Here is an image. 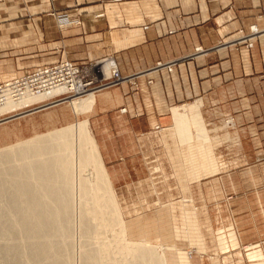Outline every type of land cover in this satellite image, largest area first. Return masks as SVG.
Masks as SVG:
<instances>
[{
	"label": "crops",
	"instance_id": "crops-1",
	"mask_svg": "<svg viewBox=\"0 0 264 264\" xmlns=\"http://www.w3.org/2000/svg\"><path fill=\"white\" fill-rule=\"evenodd\" d=\"M67 12H76L82 25L60 28L57 15ZM252 25L264 29V0H0V52L5 42L15 46L11 58L0 57V83L36 67L107 57L124 75L147 72L139 90L124 83L98 92L89 117L117 187L146 176L141 135L168 123L172 107L203 100L207 125L228 139L224 162L238 165L203 180L205 203L224 221L233 213L243 245L258 244L264 241V37L252 49L228 46ZM34 32L40 56L22 59L33 50ZM199 47L206 53L198 55ZM159 62L176 66L149 72ZM31 123L15 129L38 127Z\"/></svg>",
	"mask_w": 264,
	"mask_h": 264
},
{
	"label": "bare ground",
	"instance_id": "bare-ground-1",
	"mask_svg": "<svg viewBox=\"0 0 264 264\" xmlns=\"http://www.w3.org/2000/svg\"><path fill=\"white\" fill-rule=\"evenodd\" d=\"M103 67L109 76L108 63ZM96 92L72 96L70 111L76 116L89 114L96 105ZM56 94L7 100L0 111L23 112L29 106L46 104ZM201 108L199 101L183 112L172 110L180 142L193 140L192 129L198 139L208 140ZM89 168L93 180L85 177ZM0 182V264H72L77 211L80 264H169L168 256L158 254L156 247L126 241L112 181L88 119L0 149ZM252 252L251 264H263V255ZM180 257L184 264H191L187 254Z\"/></svg>",
	"mask_w": 264,
	"mask_h": 264
},
{
	"label": "rangeland",
	"instance_id": "rangeland-1",
	"mask_svg": "<svg viewBox=\"0 0 264 264\" xmlns=\"http://www.w3.org/2000/svg\"><path fill=\"white\" fill-rule=\"evenodd\" d=\"M71 13L76 14V12ZM33 34L29 37L30 41L28 42V44L31 43L33 50L24 56L21 55L24 57L22 59L35 60L40 56V53L34 50L39 44V36L35 32ZM16 44L18 47L25 45L23 43ZM3 45L6 46L0 52V57L8 59L15 55L11 50L15 47L14 45L8 46L7 42ZM16 53L23 54V52ZM90 62L95 61L90 60L88 63ZM27 69L21 68L17 71ZM192 87L195 88V85ZM95 94L97 95V92ZM71 98L72 96L58 106L39 109V112L32 115H23L0 123V149L25 142L36 135H44L53 130L68 127L85 119L89 120L94 110L86 115H74L69 107L73 102ZM199 101L202 102L201 112L208 140L198 139V133L192 129L193 140L189 144L182 143L175 130L172 110L178 109L183 112ZM2 107L0 106V108ZM203 107L204 101L201 99L172 107L168 123L159 125L160 130L154 129L140 137L144 146H142L143 153L141 155L146 172L144 179L126 181L120 187L114 186L112 182L116 202L121 212V222L126 232L125 239L129 243L146 242L150 246L156 247L158 254L165 253L166 257L168 256L169 264H184L180 257L181 254H187L191 264H251L249 254L253 253L252 251H259L264 257V241L258 244L243 245L238 236V226L233 218V213L230 211L228 220L224 221L220 213L210 212L205 203L201 187L203 180L206 181L217 174L229 172L238 165L224 162L223 157L226 151L223 145L228 139L217 132V127L207 125ZM26 112L28 111H0V121ZM29 123L34 127L38 123V127L32 128L31 131L28 130L24 134L18 133L15 129L19 125L24 126ZM226 123L231 125L232 120H226ZM218 125L220 126V124ZM84 174L85 177L90 175L91 178H89L94 179V172L91 168ZM77 192L76 190L74 204L76 211L80 207ZM4 206L6 207V205L2 207ZM74 217L72 254L75 253V256L71 255L75 261L72 260V264L74 262L80 264L82 239L79 231L81 218L78 216V211L75 212ZM107 236L111 238L113 234L108 232ZM220 247L223 252L219 251ZM251 247L256 249L253 250ZM190 252H192V256L189 255Z\"/></svg>",
	"mask_w": 264,
	"mask_h": 264
},
{
	"label": "built area",
	"instance_id": "built-area-1",
	"mask_svg": "<svg viewBox=\"0 0 264 264\" xmlns=\"http://www.w3.org/2000/svg\"><path fill=\"white\" fill-rule=\"evenodd\" d=\"M57 21L60 28L76 27L83 23L77 14L71 12L58 14ZM261 37H264V29H260L257 25H252L248 32L241 31L239 38L228 42V46L238 47L244 45L246 48L252 49L255 41ZM205 53L206 51L202 47L197 49L198 55ZM98 61L108 63L109 76L106 75L103 69L104 63L98 64ZM98 61L90 62L86 65H78L67 60L48 66L36 67L26 71L22 75L12 76L0 83V105H3L7 100L18 101L27 96H40L58 92L46 104L26 109V111L30 112L29 110L32 111L35 108L41 107L39 109L43 110L58 106V104L69 99L68 97L82 95L89 91H97L98 93L118 87L124 83L129 84L134 90H139V79L147 76V72L124 75L116 60L111 57ZM175 66L176 62H159L149 72L161 69L172 72ZM148 83L152 84L153 81L149 80ZM155 130H160V126L156 125ZM189 255L192 256V252Z\"/></svg>",
	"mask_w": 264,
	"mask_h": 264
},
{
	"label": "water",
	"instance_id": "water-1",
	"mask_svg": "<svg viewBox=\"0 0 264 264\" xmlns=\"http://www.w3.org/2000/svg\"><path fill=\"white\" fill-rule=\"evenodd\" d=\"M38 111H40L39 108H38V109L36 108V109H34V110L30 111V112H26V113H23V114H20V115H17V116H14V117L8 118V119H6V120H4V121H0V123L5 122V121H7V120H9V119H12V118H18L19 116L21 117V116H23V115H28V114L35 113V112H38Z\"/></svg>",
	"mask_w": 264,
	"mask_h": 264
}]
</instances>
